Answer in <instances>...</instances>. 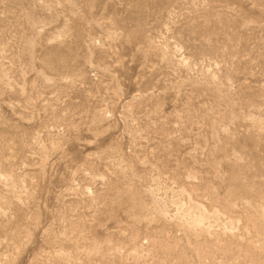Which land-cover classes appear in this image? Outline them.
<instances>
[{"label":"rangeland","instance_id":"374dc122","mask_svg":"<svg viewBox=\"0 0 264 264\" xmlns=\"http://www.w3.org/2000/svg\"><path fill=\"white\" fill-rule=\"evenodd\" d=\"M0 264H264V0H0Z\"/></svg>","mask_w":264,"mask_h":264},{"label":"bare ground","instance_id":"6f19581e","mask_svg":"<svg viewBox=\"0 0 264 264\" xmlns=\"http://www.w3.org/2000/svg\"><path fill=\"white\" fill-rule=\"evenodd\" d=\"M203 218H204V216H200L195 222H196L197 224H200L201 221L203 220Z\"/></svg>","mask_w":264,"mask_h":264}]
</instances>
